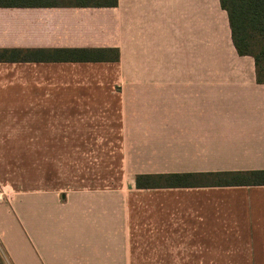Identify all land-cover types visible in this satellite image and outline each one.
I'll list each match as a JSON object with an SVG mask.
<instances>
[{"label":"crops","instance_id":"crops-1","mask_svg":"<svg viewBox=\"0 0 264 264\" xmlns=\"http://www.w3.org/2000/svg\"><path fill=\"white\" fill-rule=\"evenodd\" d=\"M8 1L0 4V50L117 49L119 59L75 62L42 53L0 61V150H119L136 168L126 191H107L123 199L120 213L108 208L107 235L99 228L87 238L79 210L66 208L60 219L32 216L31 241L45 246L37 242L42 223L59 222L61 246L88 239L100 246L106 238L109 255L118 247L120 219L124 263L140 256L156 264H264V185H135L139 174L264 170V84L252 57L248 77H132L139 37L129 18L228 21L220 0H117L103 7ZM123 60L125 78H118Z\"/></svg>","mask_w":264,"mask_h":264},{"label":"rangeland","instance_id":"rangeland-1","mask_svg":"<svg viewBox=\"0 0 264 264\" xmlns=\"http://www.w3.org/2000/svg\"><path fill=\"white\" fill-rule=\"evenodd\" d=\"M129 19L134 38L139 37V46L133 47V78L248 77L246 67L253 59L236 54L227 18ZM124 62L118 78H125ZM123 152L0 150V264H30L29 259L38 264H156L141 263L140 256H133L131 263L123 262L120 219L116 222L118 247L111 249L116 254L108 255L109 249L103 245L106 238L100 246L89 239L90 244L61 246L64 227L59 222L42 223L37 242L45 246L39 247L30 238L32 216L42 213L43 219H60L66 208L74 214L79 210L85 219L81 232L87 238L99 228L107 235L108 208L115 207L120 213L123 206L122 194L107 191H126L127 180L136 169L134 162L130 165L123 158ZM125 235L128 238L129 232Z\"/></svg>","mask_w":264,"mask_h":264},{"label":"trees","instance_id":"trees-1","mask_svg":"<svg viewBox=\"0 0 264 264\" xmlns=\"http://www.w3.org/2000/svg\"><path fill=\"white\" fill-rule=\"evenodd\" d=\"M10 1L0 0V4ZM77 6H114L117 0H68ZM56 3L53 2L52 4ZM228 14L231 39L239 56L254 59L256 79L264 84V0H220ZM52 54L63 61H118L117 49L0 50V61L32 59ZM137 189L262 186L264 170L210 173H168L136 175Z\"/></svg>","mask_w":264,"mask_h":264}]
</instances>
